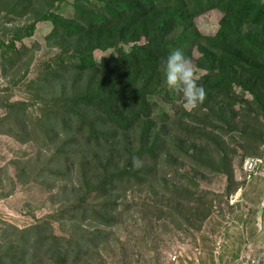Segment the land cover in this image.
Masks as SVG:
<instances>
[{
	"label": "trees",
	"instance_id": "trees-1",
	"mask_svg": "<svg viewBox=\"0 0 264 264\" xmlns=\"http://www.w3.org/2000/svg\"><path fill=\"white\" fill-rule=\"evenodd\" d=\"M211 12L222 16L218 29L202 35L197 20ZM39 24L43 43L58 49L40 63L42 43H28ZM173 48L196 63L205 99L195 109L158 70ZM0 75V135L48 151L20 182H65L69 163L78 176L71 198L32 224L0 220V264H102L104 231L130 209L133 187L161 173L199 192L178 169L188 162L225 175L230 195L229 141L260 161L250 177L261 164L253 150L264 144V0H0ZM14 90L24 99L12 101ZM178 190L171 195L191 216L208 217L206 198Z\"/></svg>",
	"mask_w": 264,
	"mask_h": 264
},
{
	"label": "rangeland",
	"instance_id": "rangeland-1",
	"mask_svg": "<svg viewBox=\"0 0 264 264\" xmlns=\"http://www.w3.org/2000/svg\"><path fill=\"white\" fill-rule=\"evenodd\" d=\"M66 9L63 6L60 13ZM221 17L220 13L211 12L199 18V32L213 35ZM46 29L47 25L39 24L28 42L42 43L35 55V61L39 63L58 53L57 48L43 43ZM196 44L197 39L189 47L194 60L197 59ZM191 62L196 74V63ZM36 75L37 69H33L27 80ZM6 85L7 80L0 75V90ZM11 94L12 101L24 99L17 90ZM257 129L264 140V128L257 126ZM229 142L230 151H234L230 154L236 186L233 193L227 195L225 191V175H212L204 169L198 172L188 162H180L178 169L183 175L195 176L199 192L157 173L145 186L133 187V191L127 193L124 201L130 209L118 216L115 227L104 231L109 235V242L99 251L102 264H237L248 251L254 256L264 254V211L260 208L264 191V144L253 150L260 155L256 158L261 164L256 174L248 178L243 165L252 156H247L239 140ZM47 155L48 151L40 152L32 142L21 144L0 135V220L22 228L71 198L78 180L77 168L71 163L67 164L71 175L65 182L54 183L48 179L41 180L40 184L23 185L20 182L18 173L22 169L27 173L32 164L44 160ZM176 189L194 194L195 198H206L210 209L208 217L191 216L185 206L173 199L171 194ZM161 211L163 216H160ZM55 229L59 233L57 226ZM86 229L93 231L95 228ZM174 257H177L176 262H172ZM91 264L98 263L92 261Z\"/></svg>",
	"mask_w": 264,
	"mask_h": 264
},
{
	"label": "clouds",
	"instance_id": "clouds-1",
	"mask_svg": "<svg viewBox=\"0 0 264 264\" xmlns=\"http://www.w3.org/2000/svg\"><path fill=\"white\" fill-rule=\"evenodd\" d=\"M158 70L162 74L163 83L180 95V102L185 110L195 109L203 103L204 87L197 82L194 66L182 49H170ZM139 165V160L133 158V168Z\"/></svg>",
	"mask_w": 264,
	"mask_h": 264
},
{
	"label": "built area",
	"instance_id": "built-area-1",
	"mask_svg": "<svg viewBox=\"0 0 264 264\" xmlns=\"http://www.w3.org/2000/svg\"><path fill=\"white\" fill-rule=\"evenodd\" d=\"M260 163L258 160L246 159L243 165V170L246 173L247 177H250V174L254 172L257 165ZM261 209L264 210V193L260 203ZM177 257L172 259V262H176ZM237 264H264V254L262 253L259 256H254L251 251H248L245 255L241 256Z\"/></svg>",
	"mask_w": 264,
	"mask_h": 264
},
{
	"label": "crops",
	"instance_id": "crops-1",
	"mask_svg": "<svg viewBox=\"0 0 264 264\" xmlns=\"http://www.w3.org/2000/svg\"><path fill=\"white\" fill-rule=\"evenodd\" d=\"M261 200H262V197H261ZM261 202V201H260Z\"/></svg>",
	"mask_w": 264,
	"mask_h": 264
}]
</instances>
